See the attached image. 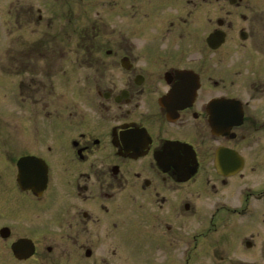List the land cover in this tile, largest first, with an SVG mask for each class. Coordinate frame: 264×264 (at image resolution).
Segmentation results:
<instances>
[{"label": "flooded vegetation", "instance_id": "1", "mask_svg": "<svg viewBox=\"0 0 264 264\" xmlns=\"http://www.w3.org/2000/svg\"><path fill=\"white\" fill-rule=\"evenodd\" d=\"M262 1L0 0V264H264Z\"/></svg>", "mask_w": 264, "mask_h": 264}, {"label": "rangeland", "instance_id": "2", "mask_svg": "<svg viewBox=\"0 0 264 264\" xmlns=\"http://www.w3.org/2000/svg\"><path fill=\"white\" fill-rule=\"evenodd\" d=\"M261 3V5H264V1H262V2H260ZM94 11V13H93V18L94 19H96V18H99L100 16H101V13H99L100 12V10L99 9H94L93 10ZM96 12H98V14L96 13ZM109 15V21H111V22H116L117 21V14L116 13H110V14H108ZM205 17L207 18V15H205ZM205 18V19H206ZM3 37V36H2ZM264 183V182H263ZM221 227V226H220ZM220 227H219V229H220ZM218 229V231H216L214 234L213 233H211V235L214 237V238H209V239H211L212 241H215V245L218 243V237H219V235L223 232V229H220L221 230V232H219L220 230ZM243 239V233H242V235L241 234H238V237H237V240H238V244L237 245H239V243H240V241ZM210 252V251H209ZM206 253L205 255H204V257L202 258V262H205V264H211V260H213L212 258H213V256H212V254L211 253ZM237 257L241 260V261H246V260H248L249 259V255L248 254H245V252L244 251H241L240 250V253L237 255Z\"/></svg>", "mask_w": 264, "mask_h": 264}, {"label": "water", "instance_id": "3", "mask_svg": "<svg viewBox=\"0 0 264 264\" xmlns=\"http://www.w3.org/2000/svg\"><path fill=\"white\" fill-rule=\"evenodd\" d=\"M223 40V36H218L217 34H215L209 37L208 42L210 43V45L214 44L213 46H219L223 42Z\"/></svg>", "mask_w": 264, "mask_h": 264}]
</instances>
